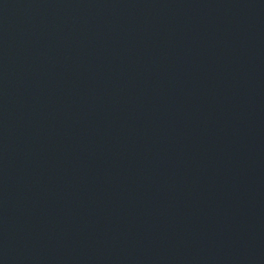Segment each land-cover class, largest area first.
<instances>
[{
	"label": "water",
	"instance_id": "obj_1",
	"mask_svg": "<svg viewBox=\"0 0 264 264\" xmlns=\"http://www.w3.org/2000/svg\"><path fill=\"white\" fill-rule=\"evenodd\" d=\"M0 264H264V0H0Z\"/></svg>",
	"mask_w": 264,
	"mask_h": 264
}]
</instances>
